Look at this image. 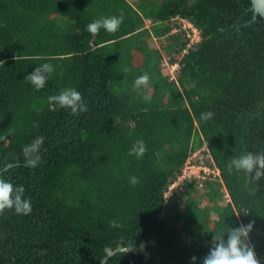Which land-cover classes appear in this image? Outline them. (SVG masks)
Instances as JSON below:
<instances>
[{"label":"trees","instance_id":"trees-1","mask_svg":"<svg viewBox=\"0 0 264 264\" xmlns=\"http://www.w3.org/2000/svg\"><path fill=\"white\" fill-rule=\"evenodd\" d=\"M251 5L0 0V177L23 185L32 205L28 214L0 211V264H102L119 246L132 250L106 264H193L192 256L201 264L213 236L249 221L264 264V175L228 167L264 152V19L248 25ZM121 14L115 32L87 30ZM166 37L160 49L149 42ZM165 56L179 65L176 81ZM44 63L54 71L37 89L25 77ZM145 72L148 82L136 86ZM66 87L81 93L86 112L49 100ZM137 140L140 157L129 155ZM198 150L220 176L183 178L201 163Z\"/></svg>","mask_w":264,"mask_h":264},{"label":"clouds","instance_id":"clouds-1","mask_svg":"<svg viewBox=\"0 0 264 264\" xmlns=\"http://www.w3.org/2000/svg\"><path fill=\"white\" fill-rule=\"evenodd\" d=\"M123 21V14L119 16L101 17L99 19H94L86 27L91 33H97L101 27H103L108 32H115L119 25ZM150 25V21H146V26ZM187 25H189L187 23ZM190 30L194 32V37L196 36V30L189 25ZM178 32V30H173L171 34ZM157 41L158 39H153ZM165 66L170 70L169 75L170 80L176 81V70L178 69V64H170L168 60L169 57L165 56ZM166 62L168 64H166ZM40 68H43L47 75L42 74ZM54 67L50 63L40 64L38 67L29 73L25 79L29 80L37 89L43 88L46 81L53 73ZM149 80V75L147 72L138 76L135 80V85L140 86L146 84ZM145 100L151 99L149 96L144 97ZM49 100L55 101L61 107H68L71 109L73 114L78 112H86L87 105L82 100L81 93L73 87H66L62 89L58 94L50 96ZM213 115L212 112L202 113V119H208ZM43 137H38L32 145L25 148V154L34 153L37 151L39 145L42 143ZM146 151V146L143 140H137L133 143L132 147L129 149V155L135 154V156L140 157ZM202 153L201 150L196 151L192 159L195 158L196 153ZM205 159L203 164L196 165V168L203 166L213 170L210 174H215L220 176V171L217 168H212L206 164L210 161L209 155H204ZM36 159H29L27 162L32 165L36 163ZM188 166V165H187ZM229 169H235L237 172H243L245 174H250L253 169L256 168V177L259 178L264 175L260 169H264V152H246L239 156H236L230 160L228 163ZM187 169V167H186ZM191 170V169H190ZM199 173L203 169H198ZM185 175V172H184ZM183 175V176H184ZM198 175V174H197ZM199 177V175H198ZM131 182L134 184L137 182L135 176L131 177ZM177 186V185H173ZM25 189L23 185L14 184L10 179H5L0 177V211L4 209H15L17 213L28 214L32 210L31 201L24 195ZM168 194V193H167ZM254 227V221H249L247 224L239 223L235 227H229L228 229L221 232L218 236H213V243L209 247L207 254L202 258L201 264H261L260 260L257 258L254 246L250 240V234ZM227 233V238H224V233ZM196 256H192L190 260L193 262L197 261Z\"/></svg>","mask_w":264,"mask_h":264},{"label":"water","instance_id":"water-1","mask_svg":"<svg viewBox=\"0 0 264 264\" xmlns=\"http://www.w3.org/2000/svg\"><path fill=\"white\" fill-rule=\"evenodd\" d=\"M252 5L250 7V11L253 12V19L248 25H252L254 22L258 20V16H261L264 19V0H251ZM240 29V27H238ZM132 248H125L123 246H119L117 250H113L111 248L107 249V257L103 260L102 264H106L107 260L113 256L116 252H130Z\"/></svg>","mask_w":264,"mask_h":264},{"label":"built area","instance_id":"built-area-1","mask_svg":"<svg viewBox=\"0 0 264 264\" xmlns=\"http://www.w3.org/2000/svg\"><path fill=\"white\" fill-rule=\"evenodd\" d=\"M166 64H168L167 62H166ZM209 156H207V158H208ZM194 159H196V160H200L201 161V164H203V162H204V159H205V156L202 154V153H200V152H198V153H196L195 154V158ZM192 168H196V166L195 165H188L187 166V170H190V169H192ZM198 169H203V172H205V173H207V174H210V173H212L213 172V170H211L210 168H206V167H203V166H199V167H197ZM189 175V173L187 174V175H184L183 176V178H185V177H187ZM175 186H172L171 187V189H173Z\"/></svg>","mask_w":264,"mask_h":264},{"label":"rangeland","instance_id":"rangeland-1","mask_svg":"<svg viewBox=\"0 0 264 264\" xmlns=\"http://www.w3.org/2000/svg\"><path fill=\"white\" fill-rule=\"evenodd\" d=\"M183 28L184 29H186V28L188 29L189 25H187V23H184L183 24ZM149 42L151 43V46H156L157 44H159V43H156L153 39H151ZM161 44L165 45V44H168V42L164 41ZM188 173H189V175L190 174H195V175H197V174L199 175L200 174L198 168H192L191 170L185 169V175H187Z\"/></svg>","mask_w":264,"mask_h":264},{"label":"crops","instance_id":"crops-1","mask_svg":"<svg viewBox=\"0 0 264 264\" xmlns=\"http://www.w3.org/2000/svg\"><path fill=\"white\" fill-rule=\"evenodd\" d=\"M135 0H131V2L133 3ZM164 41H166L167 42V37L165 38V39H162V40H157V41H155L156 43H159V44H157L156 46H152V47H157V48H161L162 47V44L161 43H163Z\"/></svg>","mask_w":264,"mask_h":264}]
</instances>
